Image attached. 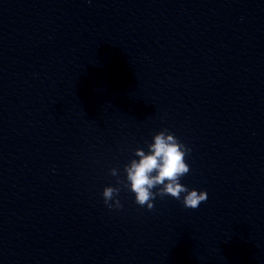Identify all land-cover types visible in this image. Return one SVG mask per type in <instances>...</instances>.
Returning <instances> with one entry per match:
<instances>
[{"label": "water", "instance_id": "water-1", "mask_svg": "<svg viewBox=\"0 0 264 264\" xmlns=\"http://www.w3.org/2000/svg\"><path fill=\"white\" fill-rule=\"evenodd\" d=\"M162 129L207 200L106 208ZM0 264H264V0H0Z\"/></svg>", "mask_w": 264, "mask_h": 264}, {"label": "clouds", "instance_id": "clouds-1", "mask_svg": "<svg viewBox=\"0 0 264 264\" xmlns=\"http://www.w3.org/2000/svg\"><path fill=\"white\" fill-rule=\"evenodd\" d=\"M191 148L181 142L168 129H162L151 137L147 151L137 148L136 158L123 166L124 176L121 178L117 168H110L109 175L115 178L116 186H105L101 196L103 204L109 210L122 209L123 204L118 198L121 189L134 195V202L151 211L153 201L157 197L171 198L181 201L183 207L197 209L207 200L206 191L189 189L180 183V179L190 171L185 162Z\"/></svg>", "mask_w": 264, "mask_h": 264}]
</instances>
